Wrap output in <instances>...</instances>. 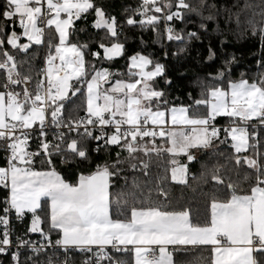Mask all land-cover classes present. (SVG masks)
Returning a JSON list of instances; mask_svg holds the SVG:
<instances>
[{"label":"snow or ice","instance_id":"6c2138e0","mask_svg":"<svg viewBox=\"0 0 264 264\" xmlns=\"http://www.w3.org/2000/svg\"><path fill=\"white\" fill-rule=\"evenodd\" d=\"M249 7L245 3L244 9ZM242 11L233 13L209 0H141L126 25L151 27L160 42L157 26L163 23L168 41L187 45L201 39L199 31L177 30L174 22L186 26L196 16L199 30L207 32V22L226 13V23L234 21L237 35L248 31L259 35L264 49V13L257 21L254 15L242 18ZM93 12L92 27L104 31L98 42L103 57L91 50L89 42L70 39L85 31L75 22ZM0 18L4 21L0 25V152L4 153L0 189L6 193L0 200V254H7L13 244L10 216L14 214L16 221L23 223L30 216V222L25 233L15 236L13 264H74L68 255L72 251L92 254L81 264L105 260L129 264L114 259L109 246L116 253L134 254V264H173L168 246L206 247L208 256L202 264H264V154L236 157L237 165L251 169L244 176L247 188L239 182L225 184L219 167L215 168L211 180L216 186L203 212L198 209L195 215L182 205L153 201L151 189L147 198L138 196L141 184L136 176L131 190H124L128 188L124 172L139 170L147 175L155 158L164 173L157 174L154 188L158 197L168 201V167L160 160L165 154L171 157V181L187 184L188 164H179L175 157L197 161V153L206 154L216 141L227 143L229 137L236 153L255 148L249 145L247 125L254 120L264 125V71L253 78L241 72L239 79H233L236 58L232 55L214 74L198 81L199 98L189 93L191 103L178 105L153 86L166 73L165 65L151 54L127 57L126 74L86 60L91 56L112 61L125 53L120 39L124 25L94 0H0ZM17 24L21 34L15 31ZM214 31L220 33L218 24ZM21 35L27 43H18ZM45 42L48 52L39 68L28 60L17 61L10 50L27 52L33 44ZM185 51L181 47L172 55ZM216 58L209 45L206 61ZM257 65L264 69V56ZM164 83L171 86L172 80ZM77 94L83 98L80 104L72 101ZM217 117L227 118L228 124L218 127ZM222 130L224 139H220ZM60 165L67 168L63 174ZM117 179L125 183L112 191ZM37 233L39 240L24 238ZM21 250L31 253L23 261Z\"/></svg>","mask_w":264,"mask_h":264},{"label":"trees","instance_id":"16d2710c","mask_svg":"<svg viewBox=\"0 0 264 264\" xmlns=\"http://www.w3.org/2000/svg\"><path fill=\"white\" fill-rule=\"evenodd\" d=\"M98 6L105 8L106 14L109 16H116L119 24L124 25L123 34L120 39L121 42L125 43V53L123 57L114 58L112 61L104 60L101 62L91 56H86V60L96 64L97 67H107L111 72H127V57L140 52L144 55H150L154 60H158L161 64L165 65L164 77H157V83L153 86L157 90H164L169 94V99L174 100L176 104L183 102L184 104L191 103L188 98V94L191 93L194 98H199L201 91L199 80H202L207 74H214L216 69L221 66L225 59H231L232 55L235 56V63L232 64L231 77L233 79H239L240 73L246 74V78H253L258 72L264 71L257 65V61L264 56V49L261 47L260 36H252L251 32H245L243 36L236 34V25L234 21L231 24L226 23L227 14L222 13L217 21H208V31L204 32L199 30V18L192 16L193 23H189L186 26L180 22H174V26L177 30L184 28L187 31H199L200 40L193 39L190 44L184 45L174 41H168L166 34H164V25L161 23L158 25V29L161 32L160 42H156V32L151 27L142 29L139 25L127 26L126 20L128 16L133 14V11L138 8L141 0H94ZM216 3L219 7L227 6L232 12L240 11L243 9L241 15L242 18L252 17L254 15L255 20L261 19V14L264 13V0H209V3ZM245 3L251 5V7L244 9ZM236 7H233V6ZM127 9V11H125ZM207 15V12L205 13ZM139 20V16L133 17ZM95 19L94 12L87 17V19H81L75 22L77 29H85L83 32H76L70 35L72 42L79 43H90L92 51H99L101 57H103V50L98 48V42L100 37L104 35L103 30H97L92 27V22ZM4 21L0 18V25H3ZM219 25L220 33L214 30ZM13 29L11 26L6 28L7 32H11ZM17 34L22 33V29L17 24L15 27ZM127 37V39H125ZM221 40L226 43L221 46ZM143 41V43H141ZM27 38L21 35L18 43H27ZM54 43H58V36ZM211 45L214 51L217 53L215 61H206L208 56V47ZM5 47L10 49V46L5 43ZM185 47V52H180L176 56L173 53H177L178 49ZM15 55L17 61L28 60L32 62L37 68L43 67L44 58L48 52L47 42L42 45L33 44L27 52L17 51L10 49ZM167 50L168 56H164V51ZM26 67V66H25ZM151 68V66H150ZM23 71V69H22ZM118 77H113V80ZM124 78H127L126 75ZM3 79V72L0 71V81ZM165 79H171V86L164 83ZM179 98V99H177ZM83 98L77 94V97H73L72 101L76 104H80ZM72 105L69 104L68 107ZM80 115H84L81 111ZM217 122L222 123L228 121L225 117H217ZM255 121V120H254ZM256 133V140L249 137V145H253L256 142V147H249L247 151L243 153H236L231 146L230 139L228 138L227 143H219L216 141L214 146L210 150H206V154L199 153L198 160L189 163L183 155L175 157L179 164H188V178L187 184H179L172 182L170 179V169L172 167L170 160L171 157L165 154L160 160L167 162L169 182L165 187L169 193L168 201H165L163 197H158L157 192L154 188V184L157 182V174L164 173V167H157L155 158L149 163L148 174L136 170L135 172L127 170L124 175L128 177V188L125 191L131 190V182L133 176H136L141 184V189L137 190L138 196L145 198L149 195L151 189V199L158 202L171 203L172 207L184 206L190 208L195 215L199 209L203 212L205 201L209 198L210 193L213 191L215 181L211 180V174L213 170L219 167V175L224 180L225 184L229 181L239 182L242 188H247L248 183L244 181L246 173H251V169L248 168L247 164H236V157L239 155L253 157L257 152L264 154V126L257 129L250 130V135ZM225 133L223 130L220 133V139H224ZM95 146L94 144L92 145ZM116 149H112L113 156L115 155ZM4 153L0 152V164L3 163ZM103 159V156L98 157ZM75 167V165H70ZM58 170L61 173H65L67 168L60 165ZM67 179L71 180V176H67ZM207 181V182H205ZM123 179L115 180L117 187L112 191H119L124 185ZM6 195L3 189H0V200ZM3 205L0 204V208ZM30 222V216L25 218L23 223L19 224V227L26 231L27 225ZM53 235V239H55ZM174 264H202V260L208 256L207 248L204 246L193 247V246H179L173 247ZM112 256L118 260L124 259L133 264V254H123L112 252ZM85 259V254L76 252L74 255V264H81V261Z\"/></svg>","mask_w":264,"mask_h":264},{"label":"built area","instance_id":"2783aa9c","mask_svg":"<svg viewBox=\"0 0 264 264\" xmlns=\"http://www.w3.org/2000/svg\"><path fill=\"white\" fill-rule=\"evenodd\" d=\"M215 123L217 124L218 127L219 126H226L228 124V121L222 122V123H219V122L215 121ZM262 126H264V125L259 124L258 121H252V122H250L249 125H247V130H248V133H249V137H251L252 139L256 140L257 134L256 133H253V134L250 135V130L257 129V128L262 127ZM108 130L111 131V129H108ZM254 145H256V142L254 143ZM10 221H11L13 227H14V233H13V235L11 237V239L13 241V244H12V246L10 248V251L7 254H0V264H13V262L11 260V252L12 251H16V247H15V245H16L15 236L16 235H22L23 233L26 232L25 230H23V229H21L19 227V224L21 222L15 220L14 214H12L10 216ZM0 231H2V229H0ZM24 238L25 239H30V240H39V234L38 233L37 234H28L27 236H24ZM21 251H22L21 261H23L27 255H30L31 254L27 250H21ZM93 251H95V248L93 249ZM108 251H109V254L112 255V252L113 251L110 248V246L108 248ZM76 252L77 251H72V252H69L68 253V255L72 258V261L74 260V255H75ZM171 252L173 254V250L172 249H171ZM157 253H158V250H157ZM84 254H85V259L87 257H89V256L92 255L91 253H84ZM60 255H61V258H62L63 257L62 250L60 252ZM114 259H116V258H114ZM116 260H118V259H116ZM102 264H108V261H106V260L105 261H102Z\"/></svg>","mask_w":264,"mask_h":264},{"label":"crops","instance_id":"0c3cea01","mask_svg":"<svg viewBox=\"0 0 264 264\" xmlns=\"http://www.w3.org/2000/svg\"><path fill=\"white\" fill-rule=\"evenodd\" d=\"M26 38V37H25ZM187 174H188V172H187ZM187 178H188V175H187ZM174 246H168V251L171 253V256H172V262H173V264H174V256H173V254H172V252H171V249L173 248ZM190 247V246H189ZM134 261H135V257H134V254H133V264H134Z\"/></svg>","mask_w":264,"mask_h":264},{"label":"rangeland","instance_id":"374dc122","mask_svg":"<svg viewBox=\"0 0 264 264\" xmlns=\"http://www.w3.org/2000/svg\"><path fill=\"white\" fill-rule=\"evenodd\" d=\"M151 68H150V66H149V69L148 70H150ZM229 139H230V137H229ZM230 143H231V145H232V141H231V139H230ZM234 149V148H233ZM248 150V149H247ZM246 150V151H247ZM234 151H235V149H234ZM243 152H245V151H243ZM243 152H241V153H243ZM197 156H199V153H197ZM188 175V174H187Z\"/></svg>","mask_w":264,"mask_h":264}]
</instances>
